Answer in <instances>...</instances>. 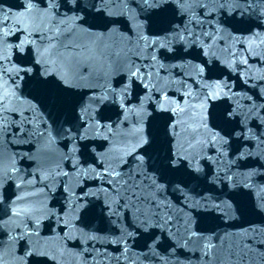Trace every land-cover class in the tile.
Wrapping results in <instances>:
<instances>
[{"label":"snow or ice","instance_id":"1","mask_svg":"<svg viewBox=\"0 0 264 264\" xmlns=\"http://www.w3.org/2000/svg\"><path fill=\"white\" fill-rule=\"evenodd\" d=\"M245 212L264 0H0V264H209L202 225ZM236 235L264 264V229Z\"/></svg>","mask_w":264,"mask_h":264},{"label":"water","instance_id":"2","mask_svg":"<svg viewBox=\"0 0 264 264\" xmlns=\"http://www.w3.org/2000/svg\"><path fill=\"white\" fill-rule=\"evenodd\" d=\"M205 228H210L206 235H212L213 247L209 253V264H241L238 245L241 243L240 237L236 235L246 228H256L258 231L264 229V217L245 212L243 215L237 214V219L225 224L223 221H215L211 224L205 222ZM231 234V235H229ZM260 254V249H256L255 255ZM243 264H248L245 256Z\"/></svg>","mask_w":264,"mask_h":264}]
</instances>
